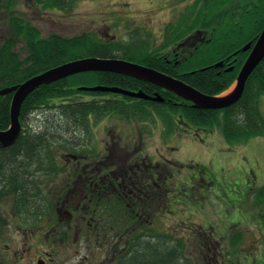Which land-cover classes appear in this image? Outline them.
<instances>
[{"label":"trees","instance_id":"trees-1","mask_svg":"<svg viewBox=\"0 0 264 264\" xmlns=\"http://www.w3.org/2000/svg\"><path fill=\"white\" fill-rule=\"evenodd\" d=\"M41 1L49 7H68V4L60 3L59 0ZM194 5L195 15L179 17L178 22L170 25L165 32V44L167 42L171 44L175 37L179 39L188 35L195 28L205 30L209 34L210 41L201 44L186 62L171 66L172 69L167 68L162 63V59L157 57L160 56L163 48L154 50L150 55H146L147 53L137 48L133 53L128 52L122 58L131 60L134 55H138L146 66L179 78L197 91L213 96L222 93L233 83L247 53L239 52L235 56L236 62L233 63L234 67L230 72L213 68L210 64L224 60L247 42L255 40L264 27V0H216L212 5L209 0H204L203 6L196 12L197 3ZM10 22L15 35L6 38L0 44V90L23 83L51 67L76 58L118 57L116 53L120 48L117 44L106 45L87 33L71 38L58 35L41 38L38 30L33 26L14 20V17L10 19ZM17 38L26 44L28 54L24 59H21L15 51ZM78 48H85V53H73V50ZM189 65L191 67H188ZM190 70L194 72L190 73ZM81 75L94 85L117 86L127 90L141 89L148 94L157 90L146 82L116 73L88 72L74 76ZM72 77L42 85L31 92L20 108L19 119L25 130L13 144L0 149V178L8 179L6 188L12 190L11 194L16 198L14 204L16 214L29 216L23 212L24 201L30 203V206L28 205L30 210L38 211L39 190L45 188L40 187L37 181H41L45 174L59 169L58 156H55L52 145L64 144L69 140L76 141L78 136L88 138L85 146H90L89 122H100L108 117L139 122L148 120L154 122L156 119L164 121L165 118L164 122L167 124L163 133L171 135L175 132V119L166 117L168 114L173 117L180 115L193 128L218 127L227 143H246L249 146L246 147L247 149L251 146H261L259 140L264 136V117L259 110V102L264 96V58L248 77L240 100L223 110L197 109L189 102H183L180 98L166 93L163 94L165 97L163 103L134 100L110 93H100L104 97L99 98L95 95V98L81 101L77 99L79 94L93 95L95 93L78 91L75 84L80 81ZM68 98L70 100L65 101ZM56 100L60 102L56 103ZM10 101L11 95L0 96V130H6L9 126ZM46 111H48L47 115ZM34 112H37L39 120L35 121L36 124L35 122L30 124L31 127L24 126L23 119ZM30 128L37 130L31 133ZM196 145L198 149H202L201 144ZM195 165H191L192 168L180 169L174 181L175 185L167 188L165 185L167 179H174L173 175L165 178L164 187L162 183H159L168 194L167 201L160 208L161 211L158 209L159 215L162 222L167 218L173 224H168L164 232H155L146 228V231L139 233L131 245L133 248L122 257L120 264H197V261L188 257V244L192 241L197 242L201 244V253L212 256L208 249L212 248L211 245L214 246L216 237L221 238L222 242L228 239V242L238 250L229 255L231 262L227 264H246L247 257L250 258H248L250 264L261 261L262 257L257 256L255 251L250 252L249 249L251 246H254V250L264 247V206L260 207L262 203L255 195H252L253 191L241 190L237 175L231 173L229 177L235 182L231 188L235 191L240 189L234 192V201L230 203V200L225 199L221 194L222 199L218 200L219 205L217 206L216 203L211 205V201L215 200L220 193L216 186L219 188L227 186L225 187V181L217 179L218 175L211 171V165L205 164L203 168ZM25 172H29V176H33L34 179L28 182ZM52 175L53 173L50 174ZM263 176L259 177L262 180H259L261 183L258 182V185L264 187ZM183 178L184 183L181 180ZM255 181H258V178L254 179ZM183 186L190 188L191 192L183 189ZM162 187L154 188L155 197L162 194ZM242 192L245 194L243 195ZM2 194L0 192V196ZM258 194L263 193L260 191ZM188 203L208 207L211 218L214 217L215 210L220 208L221 213H224L223 210L228 206L229 208L226 209L228 216L232 212V216L237 220L230 223H218L217 230L209 221L203 225L194 221L190 223L187 216L191 214ZM242 206H248L247 210L252 215L249 216ZM237 208L243 209L244 212L241 213ZM183 222H187V226L194 232L186 231ZM174 224L179 227L172 229ZM250 224L255 226V230L263 236L262 241L259 238L247 236L245 227L243 229L242 226ZM223 225L226 227L224 228ZM247 245L250 247L248 248ZM241 252L246 255L245 259L236 261L244 257ZM227 255H224L225 261L228 259Z\"/></svg>","mask_w":264,"mask_h":264},{"label":"rangeland","instance_id":"rangeland-1","mask_svg":"<svg viewBox=\"0 0 264 264\" xmlns=\"http://www.w3.org/2000/svg\"><path fill=\"white\" fill-rule=\"evenodd\" d=\"M192 2L193 0H165L163 3L157 0H75L72 3L73 7L69 9V11H66L47 8L43 3L38 2V0H0V44L6 38L14 37V29L10 22V19L14 17V20L17 19L23 24H31L36 27L42 38H47L51 34L72 37L82 33H90L99 40L103 39V41L106 42H113L115 37V39L122 42V44L119 42L117 43L120 50L116 53V56L124 57L128 52L133 53V51L137 49L130 41H142L145 45L148 44L147 48L149 50L152 48H159L163 42L165 27L168 24L174 25L181 16L179 13L182 11L183 6H189ZM119 4L121 7L118 6ZM164 5H167V7L165 8ZM161 8H163L164 11H161ZM122 18L125 19L124 22L119 21ZM118 23H121V25ZM191 42L188 43V40H185L181 44L183 46L180 52L183 54V57L191 52L189 48ZM137 45L140 44L137 43ZM15 51L19 54L21 59H24L28 54L26 51V44L19 38H17ZM77 52L85 53V48L73 50V53ZM130 61L145 65V62L140 59V57L138 58V55H134ZM188 67H191V65ZM81 76L72 77V79L80 81L75 84L77 87H94V84L89 82L85 76ZM79 99L82 98L79 97ZM260 111L264 117V96L260 99ZM45 113L47 115L48 111ZM36 120H39V118L37 112H34L30 114L29 117L27 116L23 119V124L24 126L28 125L31 127ZM34 124H36V122ZM20 127H23V125L21 124ZM23 128L25 130V127ZM137 129L138 126L136 124L121 122V119L117 118L106 119L99 125L93 126L92 144H95L96 147H90L84 150L86 151L85 154L90 156L89 160H85V169L93 170L105 168L104 170H110L109 174H120L124 161L130 162L128 155L135 156L136 154L135 151L129 150L130 147H128L127 143L129 142V138L138 135ZM36 130L37 129L31 130L30 128L31 133H34ZM153 136L154 138L147 141L143 148L148 151V157L152 156V154L157 151L162 158L159 159V156L156 154L153 158V162L155 161L160 165L163 163L165 164L164 173L166 177L168 175H173L174 179H167L168 181L165 184L166 188L175 185L174 181L176 180V175L179 174L181 168L180 163L191 161L190 163L200 165V167L203 168L206 162H208L209 165H211V171L215 173V175H218L217 179L219 181H225V187L227 186L226 188H219L215 184L220 193L215 200L211 201V205L215 203L217 206L219 205V201L222 199L221 194L225 199L230 200V203L234 201V192L240 190L238 189L235 191L231 188L234 186L235 182L229 176L233 173L237 175L241 189L253 191L252 195H255L256 198L259 199V202L262 203L260 207L264 206V187L258 186V182L262 180L259 177L264 175V136L259 140L261 144L260 147L251 146L246 150L239 147L237 143H227L219 134L218 127H214L210 135L209 146L205 148L202 145L201 150L191 143L187 144V140L183 138L178 139L177 142L174 141V147L167 148L165 145L161 144L162 140L159 130H156ZM76 140H80V137L77 136ZM112 140L118 143L121 149L115 151L114 155H108L104 152V144H107L105 147H107V151H110L114 147L111 146L114 145ZM188 142L192 141L188 140ZM181 144L184 146V149H182L183 151L181 149L179 150ZM97 152H104V154L102 157H98L95 156ZM67 163L66 158L57 160V166L61 170H56L52 176L47 174L38 184L40 187L48 188L49 190V182L51 180V194H48V190H39L40 194L38 195L42 197L48 195L51 200L54 201H60L59 198L63 200L67 197L70 191V187L66 186L67 174L72 170L71 166ZM59 173L60 175L57 176ZM25 174L27 175L28 182L34 179L33 176H29V172H25ZM257 178L258 181L254 182V179ZM239 179L241 181H239ZM181 180H183V183L185 182L184 178ZM35 185H37V183ZM22 186L24 185L22 184ZM183 189L191 192V189L188 187L183 186ZM260 191H262L263 194H258ZM242 194L244 195L245 193L242 192ZM15 199L16 198L13 196H3L0 198V214L2 215L4 213L5 215L12 216L11 218L0 216V246L4 247L10 244L12 248L11 253L8 251L5 258L1 254V261L3 264H28L29 259L32 257L35 258L38 254L44 256L48 255V264H83L84 258L85 264L94 261L98 253L94 245L88 243L89 239L85 240V244L80 239L75 240V233L66 227V223L59 224L58 228H55V230L50 229V227H54V225L49 226L43 222L38 225H23V227L26 228L25 231L16 227L14 221L17 220L18 215L19 217L21 215L14 212ZM144 203L145 202H143V204ZM29 204V202L24 201L25 208L23 212L29 215L25 216L27 220H31V216H33L32 209L30 210L28 207ZM100 204L105 205L107 209L114 205L104 200L100 201ZM38 205L41 206L42 203L38 201ZM151 206H156V203ZM242 207L249 215L247 210L248 206ZM227 208L229 207L227 206L226 209ZM226 209L223 210L224 213H221L222 209L218 208V210L214 211V217L211 218L208 207H201L198 204H194L190 205L189 211L191 214L187 216L190 219V223L194 221L197 224L203 225V223L209 221L215 226V230H217L218 223H230L237 220L232 216V212L228 216ZM237 209L241 213L244 212L241 208ZM142 212L141 218L143 219L138 217L137 220V234L143 233L146 231V228L154 230L155 232H164L168 224H173L167 218L162 222L157 207L147 206ZM127 213L130 216L129 210ZM81 214L82 212L79 215L81 216ZM119 215H122V218H120ZM75 217H78V215H75ZM103 217L106 222H109L108 225H116V240H118V237L123 239L129 238L131 227H128V221H125V217L127 216L125 215L124 209H121L118 214L116 218L117 223L115 222L112 212L111 214L103 212ZM74 220L77 222V218ZM98 222L102 224L101 221ZM176 227L179 226L174 224L171 228L173 229ZM183 227L188 232H194L193 229L187 226V222H183ZM223 227L225 228L226 225H223ZM242 227L243 229L245 227L244 230L248 237L259 238L260 241L263 240V236L255 230V226L250 224ZM239 228L242 229L241 227ZM113 232L114 230L110 231V234L112 235ZM216 238L218 244H214V261L213 257L209 258L210 255L201 253V244L193 242V239H191L192 243L188 244V257L197 261V264H216L217 262L227 264L231 262L229 260L231 258L229 255H232L234 251L228 244V240L225 242V249L228 253V259L225 261V256L221 257V253L223 252L222 249H224L222 247V241L220 240L221 238ZM90 239L94 240V237L91 236ZM246 244L247 243H245V245ZM247 246L248 248L250 247L249 245ZM249 251H255L257 252V256L262 257L261 261H258L256 264H264V247H258L254 250V246H251ZM241 254L244 257H240L236 261H243L245 259L246 255L242 252ZM248 258L249 257L245 260L246 264H250V258Z\"/></svg>","mask_w":264,"mask_h":264},{"label":"flooded vegetation","instance_id":"flooded-vegetation-1","mask_svg":"<svg viewBox=\"0 0 264 264\" xmlns=\"http://www.w3.org/2000/svg\"><path fill=\"white\" fill-rule=\"evenodd\" d=\"M165 7H167V5H165ZM161 11H164V9L161 8ZM192 46L195 47V44H192ZM169 49L170 48H167L166 52ZM174 51L173 58L177 60L179 58L178 53L176 50ZM169 62L170 60H167V63ZM221 69L223 70V68ZM84 139L85 137L80 138V140L67 142V150L74 149L75 151L61 153L59 152L58 145H53L55 156H61L63 159L66 158L67 164L72 168L67 174L66 180V186L70 187V191L63 200L59 198L60 201L51 200L48 195L46 197L40 196L38 201L42 203V205L38 207L37 212L32 211L33 216L31 217H36L33 221L35 225L41 224V222L49 226L54 225V227H50L52 230L58 228L59 224L66 223V227L75 233V240L80 238L85 244V240L89 239L88 243L92 242L95 244L98 251L93 264H120L123 252L128 247V239H124L123 246L121 237H118V240H116V225H108L109 222L104 220L103 212H108V214L112 212L116 222V218L122 208L121 206L124 203L125 207L129 209L131 213V235L136 232L138 217L143 219L141 218L143 209L148 206L157 207L160 210L168 199L166 190L159 184L161 182L163 185L166 178L164 173L165 164L163 163L160 165L155 161L153 162V158L156 154L159 156V159L162 158L157 151L153 153L152 156L148 157V151L143 148L145 141L139 136L136 139H129L127 143L128 147H130L129 150L135 151L136 154L135 156L128 155L130 162L124 161L120 174H109L110 170H104L105 168L86 170L85 160H89L90 156L85 154ZM112 143L114 145L111 146L114 147L110 151H107V147H105L107 144H104V149L106 150H104V152L108 155H114L115 151L121 149L118 143H115L113 140ZM104 152H97L95 156L102 157ZM128 162L129 164L127 165ZM51 173H55V171ZM7 183L8 179L5 177L0 178V185L6 187ZM51 183L50 180V191ZM161 187L163 188L162 194L159 197H155L154 188L160 189ZM50 191L48 194H51ZM8 192L7 189V193ZM7 193L4 194V196L10 197ZM103 200L113 203V207H109L108 209L107 207L105 208V205L100 204V201ZM143 202L145 203L143 204ZM154 203H156V205L159 204V206H151ZM81 212L82 214L80 216L79 214ZM75 215H78V217H75ZM0 216L4 218L12 217L4 213L2 215L0 214ZM119 217L121 218V215H119ZM75 218H77V222H75ZM98 221H101L102 224ZM14 223L16 227L25 231L26 228H24L23 225H30L32 222L27 220L25 216L21 215L19 217L18 215ZM113 230L114 232L111 235L110 231ZM91 236L94 237V240L90 239ZM8 251H10V253L12 251L10 244L4 247L0 246V254H2L4 258ZM47 260L48 258H44L38 254L35 258H30L28 264H48ZM83 262L85 264V258Z\"/></svg>","mask_w":264,"mask_h":264},{"label":"water","instance_id":"water-1","mask_svg":"<svg viewBox=\"0 0 264 264\" xmlns=\"http://www.w3.org/2000/svg\"><path fill=\"white\" fill-rule=\"evenodd\" d=\"M248 50L250 53L238 73L235 88L230 94L224 97L204 95L179 80L173 79L153 69L121 59L89 57L63 63L26 80L22 84L0 90V96L6 94H11L12 96L9 109L10 128L9 130L0 131V143L3 146H10L19 135V111L21 104L29 93L42 85L50 84L79 73L110 72L131 76L173 92L180 98L192 102L193 106L197 108L214 110L229 107L241 98L249 75L264 58V28L255 39L253 45L249 42L241 48L240 51L245 52ZM215 65L218 66L221 65V63ZM79 89L83 91L112 92L134 98L148 99L142 92L132 93L118 87L96 86L90 88L80 87ZM154 99L159 101L161 98L156 97Z\"/></svg>","mask_w":264,"mask_h":264},{"label":"bare ground","instance_id":"bare-ground-1","mask_svg":"<svg viewBox=\"0 0 264 264\" xmlns=\"http://www.w3.org/2000/svg\"><path fill=\"white\" fill-rule=\"evenodd\" d=\"M33 91H34V90H33ZM33 91H32V92H33ZM29 94H31V93H29ZM29 94L27 95V97L29 96ZM27 97H26V98H27ZM26 98H25V99H26Z\"/></svg>","mask_w":264,"mask_h":264}]
</instances>
